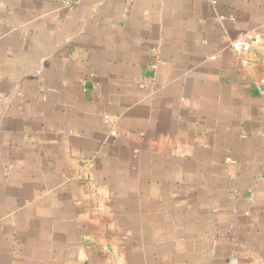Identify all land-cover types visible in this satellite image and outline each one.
<instances>
[{
  "label": "crops",
  "instance_id": "obj_1",
  "mask_svg": "<svg viewBox=\"0 0 264 264\" xmlns=\"http://www.w3.org/2000/svg\"><path fill=\"white\" fill-rule=\"evenodd\" d=\"M0 264H264V0H0Z\"/></svg>",
  "mask_w": 264,
  "mask_h": 264
},
{
  "label": "built area",
  "instance_id": "obj_2",
  "mask_svg": "<svg viewBox=\"0 0 264 264\" xmlns=\"http://www.w3.org/2000/svg\"><path fill=\"white\" fill-rule=\"evenodd\" d=\"M230 48L236 55H243L252 48V41L250 40L249 36L242 35L231 40Z\"/></svg>",
  "mask_w": 264,
  "mask_h": 264
}]
</instances>
